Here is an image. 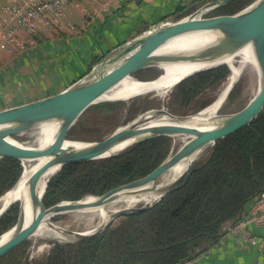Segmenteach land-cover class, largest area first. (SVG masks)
<instances>
[{
	"label": "trees",
	"instance_id": "obj_1",
	"mask_svg": "<svg viewBox=\"0 0 264 264\" xmlns=\"http://www.w3.org/2000/svg\"><path fill=\"white\" fill-rule=\"evenodd\" d=\"M253 1L233 0L206 15L233 14ZM197 8L180 9L174 20ZM229 73L228 64L197 72L178 83L173 94L177 101L189 106ZM233 93L232 90L228 97L232 98ZM125 106V100L93 104L78 124L93 125L91 121L107 119ZM173 147L172 136L157 135L112 156L67 163L49 180L43 201L51 206L90 194L101 195L148 174ZM22 172L21 159H0V197ZM263 192L264 108L250 123L216 141L208 156L196 162L184 180L151 207L119 216L96 236L58 241L34 264H185L217 244L228 226L249 214ZM28 201L25 193L0 216V234L12 228L19 204L25 211ZM30 244L23 242L0 258V264H28Z\"/></svg>",
	"mask_w": 264,
	"mask_h": 264
},
{
	"label": "water",
	"instance_id": "obj_2",
	"mask_svg": "<svg viewBox=\"0 0 264 264\" xmlns=\"http://www.w3.org/2000/svg\"><path fill=\"white\" fill-rule=\"evenodd\" d=\"M231 1L233 0H218L209 3L179 20L168 21L146 31L114 50L99 64L93 67L89 73L60 92L0 109V159L3 157H15L24 161L26 159L46 158L31 176L33 186L39 183L52 165H58L57 171L48 178L46 187L38 199L40 204L38 213L28 226L21 228L10 240L0 245V258L35 235L47 213L52 211L54 215H57L62 212L82 208V206L78 205V200H64L51 206H47L43 201L49 180L65 164L112 156L122 152L134 143L152 136H173L175 133L194 135L177 152L169 155L148 174L114 187L101 195H96L98 202L107 204L117 199V192L125 187L131 186L130 188L132 189L142 184L153 182V184H156V188L160 194L158 198L151 202H146L141 206L118 208L111 212L106 222L89 232L73 231L55 225V231L61 232L72 241H76L100 234L116 218L123 214L135 213L151 207L184 180L193 168L196 158L206 146L214 145L219 139L247 125L257 117L264 108V0H254L248 6L233 14L206 15L209 12L226 6ZM186 34L195 35L192 41L187 42V44L195 48V51L190 53H157L172 38ZM249 41L255 43L256 53L263 70V84L259 91L242 109L233 114H227L228 120L224 124L200 132L195 127L180 124L154 127L139 126L142 119L146 117V112L99 140L81 142L83 145L80 147L66 145L68 142H76L70 140V131L91 105L102 101L126 99L109 100L102 99L101 96L115 88L125 78L133 77L137 71L146 68H157L160 74H162L163 71H168L169 64L174 63H180L183 68L184 66L187 68L197 61H213L220 57L225 49L235 50ZM222 64L217 63L202 67L181 77L173 84L170 93L178 83L187 77ZM162 65H165L163 69L161 67ZM152 111H155L157 114L166 113L172 117L175 116V114L166 110L164 107L155 108ZM49 121H58L59 127L54 140L48 146L38 148L17 142L16 136L36 130L41 124ZM128 139L130 141L127 145L117 151H110L114 146ZM188 153L195 154L190 165L173 181L164 185H158V178L172 166L175 160ZM14 203L15 201L9 204L0 216ZM23 212L24 207L19 204L18 218L13 226L20 225Z\"/></svg>",
	"mask_w": 264,
	"mask_h": 264
},
{
	"label": "crops",
	"instance_id": "obj_3",
	"mask_svg": "<svg viewBox=\"0 0 264 264\" xmlns=\"http://www.w3.org/2000/svg\"><path fill=\"white\" fill-rule=\"evenodd\" d=\"M218 0H120L106 16H90L86 4L65 8L75 29L51 30L25 49L0 55V109L62 91L89 73L114 50L154 27L173 21L180 9ZM194 11V12H195ZM241 234L264 236V223H250ZM194 264H264V253L225 234Z\"/></svg>",
	"mask_w": 264,
	"mask_h": 264
},
{
	"label": "bare ground",
	"instance_id": "obj_4",
	"mask_svg": "<svg viewBox=\"0 0 264 264\" xmlns=\"http://www.w3.org/2000/svg\"><path fill=\"white\" fill-rule=\"evenodd\" d=\"M194 36V34H186L183 36L172 38L165 45H163L157 53L168 54L193 52L195 51V48H193L192 45L187 44V42L192 41L195 38ZM208 39L210 38L208 37ZM217 63L228 64L230 67V73L224 83L222 82V88L218 92L217 98L211 104H209L197 113L183 116L175 115L173 117L166 113L157 114L155 111L150 110L147 111L146 117H144L142 119V122L139 123V126L143 127H154L159 125L171 124L188 125L197 128L199 132L207 129H212L224 124L228 120L227 114H221L219 113V110L225 103L229 91L231 90L233 85L237 83L240 76L245 71H249L251 73L253 84H255L256 86V93L262 87L263 70L261 68L256 53L255 43L253 41H249L235 50L225 49L223 51V54L220 57L214 59L213 61H197L187 68H185V66L183 68L182 64L180 63L169 64L168 67H174V71L155 79L139 80L134 77H127L122 80L115 88L103 94L101 98L109 100L119 98L128 99L141 93L156 91L161 95L162 98L165 99L166 96L170 93L173 84L177 82L181 77L202 67L214 65ZM162 67H165V65H162ZM58 127V121H49L41 124L40 127L37 129L40 132L38 143L32 146L38 148H44L48 146L54 140ZM173 137L177 139L182 138L185 144L191 137H194V135L175 133L173 134ZM129 141L130 139L120 142L119 144L114 146L110 151L113 152L121 149L122 147L127 145ZM14 142L17 143L18 141L16 142L14 140ZM66 145L80 147L83 145V143L68 142L66 143ZM194 155V153H188L173 162L172 166L167 170L168 172L166 173L169 177L170 182L177 178L190 165L192 159L194 158ZM45 159L46 158L41 157L35 159H26L24 161L22 160L23 172L20 178L8 191H6L0 197L1 214L2 211L9 204L14 201L17 202L18 199L25 193H27L29 196L28 205L22 215L20 225L13 226L3 234H0V245L10 240L14 236V234L21 228L28 226L38 213L40 208L38 199L41 197L42 192L46 187L48 178L58 169V165H52L46 171V174L41 178L39 183L33 186L31 183V176L45 161ZM157 184L164 185L159 184L158 182ZM130 187L131 186L119 190L117 192V199L107 204H102L98 202V198L96 195H87L82 199L78 200V205L82 206V208L78 209L77 211H87L89 213L94 212V214L98 213L102 218V223H104L109 219V216L111 214V212H107L106 206L114 201L123 200L125 202V205L122 207L135 206L136 203L151 202L160 196L156 188V184H153V182H148L132 189ZM52 215H54L52 211L46 214L36 234L41 233L43 231H51L55 229L56 224L51 221Z\"/></svg>",
	"mask_w": 264,
	"mask_h": 264
},
{
	"label": "rangeland",
	"instance_id": "obj_5",
	"mask_svg": "<svg viewBox=\"0 0 264 264\" xmlns=\"http://www.w3.org/2000/svg\"><path fill=\"white\" fill-rule=\"evenodd\" d=\"M163 68L164 67H162V69ZM167 69L168 71H163V73L160 74V71L157 68H146L137 71L133 75V77L139 80L155 79L171 73L175 68L168 67ZM225 80H223L222 82L224 83ZM222 82L214 87L209 88L204 93L199 95L189 104V106H184L180 103V101H177L178 98H176V96H174L173 94L174 89L170 94L166 96L165 99L162 98L161 95L156 91L141 93L131 98L123 99L126 101V106L118 110L116 114L112 115L111 117L107 119H97L91 121V123H95L93 125L84 124V122L78 124L77 122L70 131L69 138L70 140H74L76 142H89L99 140L104 136L110 134L117 128L128 124L147 111L155 108L164 107L171 113L180 116L197 113L211 104L217 98L218 92L223 85ZM255 88L256 86L255 84H253L251 73L249 71H245L240 76L239 80L232 89L234 91L233 97H228L226 99L225 103L220 108L219 113L233 114L242 109L255 95ZM98 118H100L99 115ZM39 137L40 132L36 129L20 134L15 138L18 140V142L25 145H35L38 143ZM183 141L184 140L182 138L177 139L173 137L174 147L169 155H173L175 152H177V150L184 144ZM212 147L213 145L206 146L198 155L194 164L198 161H203L211 152ZM167 172L168 171H166L161 177L158 178L157 182L159 184L170 182L169 177L166 174ZM143 204V202H139L136 203L135 206H141ZM124 205L125 202L123 200L114 201L106 206V210L108 213H110ZM90 213L87 211L84 212L77 210L62 212L52 216L51 221L62 228L70 229L73 231L76 230L79 232H89L99 227L102 223V218L98 213ZM27 241H30L31 244L26 257V263L34 264V262L45 255L56 242L70 241V238L60 232L51 230L37 233L30 237ZM39 248H42L43 250Z\"/></svg>",
	"mask_w": 264,
	"mask_h": 264
},
{
	"label": "built area",
	"instance_id": "obj_6",
	"mask_svg": "<svg viewBox=\"0 0 264 264\" xmlns=\"http://www.w3.org/2000/svg\"><path fill=\"white\" fill-rule=\"evenodd\" d=\"M119 1L0 0V55L4 52H12L16 48L25 49L29 43L35 42L56 28L75 29L73 23L64 21L65 8L70 5L84 3L90 16H106L113 11ZM250 223H264V192L255 200L249 214L228 226L226 232L254 245L264 253V236L241 234V230ZM208 251L209 249L185 264H194V261L204 254L208 257Z\"/></svg>",
	"mask_w": 264,
	"mask_h": 264
}]
</instances>
